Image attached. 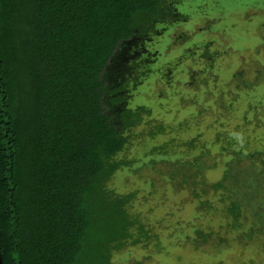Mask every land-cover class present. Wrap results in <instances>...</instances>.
<instances>
[{"label":"trees","instance_id":"trees-1","mask_svg":"<svg viewBox=\"0 0 264 264\" xmlns=\"http://www.w3.org/2000/svg\"><path fill=\"white\" fill-rule=\"evenodd\" d=\"M185 1L0 0L2 264H112L114 250L151 239L129 210L135 194L107 184L129 166L117 160L128 134L150 118L148 108L130 106L132 91L153 77L148 66L163 58L169 30L188 20ZM226 14L220 0L201 9L215 24ZM209 26L202 31H216ZM167 53L172 63L176 51ZM246 157L261 165L251 181L242 179L250 197H237L233 186L224 211L232 230L244 209L251 212V236L264 233V189L253 186L264 179V157ZM230 177L225 172L211 190L225 189ZM198 233L207 242L210 234Z\"/></svg>","mask_w":264,"mask_h":264},{"label":"rangeland","instance_id":"rangeland-1","mask_svg":"<svg viewBox=\"0 0 264 264\" xmlns=\"http://www.w3.org/2000/svg\"><path fill=\"white\" fill-rule=\"evenodd\" d=\"M220 1L227 20L218 24L201 15L213 0L185 1L188 20L169 30L160 46L163 58L148 66L153 77L132 91L130 106L148 108L150 118L128 134L117 160L129 166L107 187L135 194L129 210L152 237L114 250L112 264H264V233L247 235L255 227L251 212L244 209L232 230L224 211L233 186L237 197H250L242 179L251 181L261 165L252 166L246 156L264 157V0ZM209 25L216 31H202ZM170 50L176 51L172 63ZM227 171L233 177L224 181L225 189L211 190ZM257 180L253 186L264 189V179ZM198 232L210 234L207 242Z\"/></svg>","mask_w":264,"mask_h":264},{"label":"water","instance_id":"water-1","mask_svg":"<svg viewBox=\"0 0 264 264\" xmlns=\"http://www.w3.org/2000/svg\"><path fill=\"white\" fill-rule=\"evenodd\" d=\"M0 264H2L1 255H0Z\"/></svg>","mask_w":264,"mask_h":264}]
</instances>
